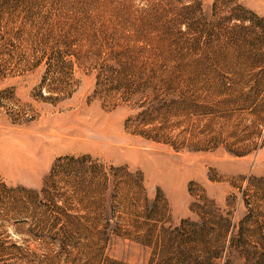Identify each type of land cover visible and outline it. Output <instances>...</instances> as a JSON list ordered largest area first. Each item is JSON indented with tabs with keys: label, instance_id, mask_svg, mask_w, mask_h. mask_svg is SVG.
Instances as JSON below:
<instances>
[{
	"label": "rangeland",
	"instance_id": "1",
	"mask_svg": "<svg viewBox=\"0 0 264 264\" xmlns=\"http://www.w3.org/2000/svg\"><path fill=\"white\" fill-rule=\"evenodd\" d=\"M83 155L97 230L1 202L0 264H264V0H0V182Z\"/></svg>",
	"mask_w": 264,
	"mask_h": 264
},
{
	"label": "trees",
	"instance_id": "2",
	"mask_svg": "<svg viewBox=\"0 0 264 264\" xmlns=\"http://www.w3.org/2000/svg\"><path fill=\"white\" fill-rule=\"evenodd\" d=\"M232 12L225 18L235 19L242 23L250 20V17L245 14L247 10L241 6L234 8ZM182 20L180 22L189 27L187 21ZM247 27L245 25L239 26L241 29ZM59 176L62 177L61 181L65 182L62 186L65 190L61 194L57 192L59 189L56 188L55 177ZM106 179L107 172H105L104 167L92 161L89 156H66L56 160L45 183V188L35 194L33 193V195L24 189L7 187L3 182H0V203L4 201L11 203L12 216L28 217L34 221V225L36 223V226L47 227L49 230L55 231L58 237L61 234V239L87 238L97 230L102 217L70 213L67 209H71L69 200L71 197L93 196L97 192L99 184ZM93 185H97L96 188ZM17 193L19 194L17 195ZM67 193L70 195L63 197L65 203H55V197L64 196ZM2 246L3 243H0V251L3 250Z\"/></svg>",
	"mask_w": 264,
	"mask_h": 264
}]
</instances>
